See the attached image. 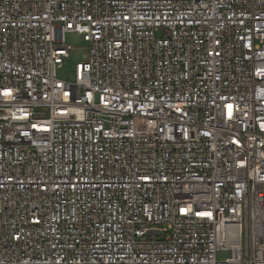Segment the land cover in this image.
<instances>
[{
  "label": "built area",
  "instance_id": "1",
  "mask_svg": "<svg viewBox=\"0 0 264 264\" xmlns=\"http://www.w3.org/2000/svg\"><path fill=\"white\" fill-rule=\"evenodd\" d=\"M0 264H264V0H0Z\"/></svg>",
  "mask_w": 264,
  "mask_h": 264
},
{
  "label": "rangeland",
  "instance_id": "2",
  "mask_svg": "<svg viewBox=\"0 0 264 264\" xmlns=\"http://www.w3.org/2000/svg\"><path fill=\"white\" fill-rule=\"evenodd\" d=\"M65 40L72 46L68 57L63 58V62L57 66L56 75L62 80H73L74 67L77 62L83 60V55L87 50V43L83 41L77 33L66 32ZM228 255L225 251H220L217 256L223 259Z\"/></svg>",
  "mask_w": 264,
  "mask_h": 264
},
{
  "label": "snow or ice",
  "instance_id": "3",
  "mask_svg": "<svg viewBox=\"0 0 264 264\" xmlns=\"http://www.w3.org/2000/svg\"><path fill=\"white\" fill-rule=\"evenodd\" d=\"M5 95H10V93L9 92H5L4 93ZM229 107H231V106H229ZM33 127H36L35 125H33ZM203 215H210V214H203Z\"/></svg>",
  "mask_w": 264,
  "mask_h": 264
}]
</instances>
